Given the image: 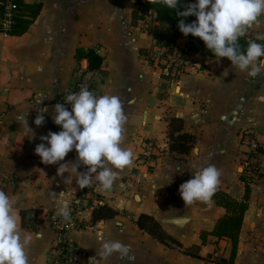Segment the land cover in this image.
<instances>
[{"label":"crops","instance_id":"obj_1","mask_svg":"<svg viewBox=\"0 0 264 264\" xmlns=\"http://www.w3.org/2000/svg\"><path fill=\"white\" fill-rule=\"evenodd\" d=\"M18 1L20 14L23 6L39 5L40 12L21 36L0 34V191L14 199L22 234L33 237L29 264L49 262L54 235L43 213L56 210L52 193L58 197L65 192L71 201L78 192L75 178L67 185V173L56 175L60 164L75 163V151L45 165L34 149L41 137L61 131L46 112L70 86L79 49L103 57L95 95L120 97L127 116L122 147L133 152V162L119 171L111 190L95 191L102 205L119 215L92 224V209L82 212L79 218L86 228L73 232L72 241L85 251L89 264L100 247L98 232L129 249L101 264H214L207 256L228 260L230 240L206 236L203 245L200 240L201 232H211L224 210L211 199L184 205L178 190L193 178L192 171L211 164L221 173L217 190L242 201L245 147L240 134L256 133L264 151V71L251 78L227 59L192 54L194 68L170 82L146 59L155 41L140 30L138 0ZM249 32L264 36V16ZM41 114L44 122L38 127L33 121ZM21 116H26L32 137ZM168 117L181 119L184 132L196 138L187 155L168 152ZM149 138L160 149L153 164L145 166L137 159ZM262 167L260 179L249 187L233 264H264V157ZM140 214L152 216L184 249L198 246L202 259L183 255L141 231L134 223ZM179 218L187 219L180 228L166 222Z\"/></svg>","mask_w":264,"mask_h":264},{"label":"clouds","instance_id":"obj_2","mask_svg":"<svg viewBox=\"0 0 264 264\" xmlns=\"http://www.w3.org/2000/svg\"><path fill=\"white\" fill-rule=\"evenodd\" d=\"M155 2L170 11L177 10V6L181 5L183 10L176 11L178 30L185 37L199 38L217 61L227 58L232 68L247 73L251 78L264 71V44L249 41L244 51H240L238 44L239 38L264 16V0H195L186 6L183 0ZM187 17H195V20L185 23ZM256 39L262 40L264 36H257ZM223 75L226 76L227 72ZM66 105L71 106L70 111ZM144 118L147 119V113H144ZM19 119L23 120L32 137L34 133L28 127L26 116ZM52 120L61 131L49 132L41 137L42 142L34 149L41 163L57 164L70 151H75V163H63L57 168L58 177L68 174L63 183L70 185L75 178L80 189L94 187L97 192L111 190L119 171L133 162V152L122 147L127 116L120 97L109 94L97 96L87 88H81L79 92L68 94L63 104L54 106ZM43 122V114L33 121L38 127ZM81 166L86 168L85 172L77 170ZM191 173L193 178L181 184L178 190L184 205L209 202L220 183V171L209 164ZM52 197L56 215L69 221L70 200L65 198V192L58 197L52 193ZM14 204L13 198L0 191V264H29L28 248L33 237L22 234L21 217ZM96 237L100 247L96 249V256L90 258L93 264H101L115 253L124 256L129 251L119 240L105 239L99 232Z\"/></svg>","mask_w":264,"mask_h":264},{"label":"built area","instance_id":"obj_3","mask_svg":"<svg viewBox=\"0 0 264 264\" xmlns=\"http://www.w3.org/2000/svg\"><path fill=\"white\" fill-rule=\"evenodd\" d=\"M149 0H138L137 16L140 30L143 33L153 36L157 32L165 34L166 27L158 18L156 12L148 7ZM0 34L8 36L20 9L17 0H3L0 2ZM251 33L245 34L247 41H252ZM187 42L184 39H176L170 47L157 45L147 54L146 59L154 67L158 68L162 75L166 76L170 82H175L181 75L190 72L194 68L192 53L186 48ZM98 70L89 68L85 58L79 60L78 65L72 74V80L68 89L58 98L57 104H63L68 94L79 92L81 88H87L95 94L97 85ZM56 104V105H57ZM70 111L71 106L66 105ZM241 144L245 147L241 168L246 178V183L254 185L263 174L262 161L264 151L258 140L256 133L244 131L240 134ZM159 145L154 139H146L142 142V150L138 157V162L142 165L150 166L159 152ZM77 154L75 153V161ZM85 172L86 168L81 166L77 169ZM102 205L98 199L94 187L80 189L70 201L71 219L64 221L56 215V210L43 213L44 220L53 232L54 242L50 253L48 264H89L85 251L71 239V234L86 228L79 215L94 207Z\"/></svg>","mask_w":264,"mask_h":264},{"label":"trees","instance_id":"obj_4","mask_svg":"<svg viewBox=\"0 0 264 264\" xmlns=\"http://www.w3.org/2000/svg\"><path fill=\"white\" fill-rule=\"evenodd\" d=\"M3 0H0V2ZM19 3V1L17 0ZM194 0H183V5L193 3ZM148 7L154 10L162 22L165 25L167 32L162 34L161 32L155 33L152 37L157 45H166L168 47L174 44L176 39H184L187 42V50L196 55L206 56L214 58L212 53L206 49L205 45L199 38L192 37L191 35L185 37L178 30L179 17L176 15V11L183 10L181 5L177 6V10L170 11L164 9L162 5L157 4L155 0L148 1ZM22 14H19L15 19V23L8 36L17 38L26 32L28 26L34 22L35 18L40 12V6L21 7ZM1 12V7H0ZM136 17V16H135ZM138 18V16H137ZM195 20V17H187L185 23H191ZM250 28L247 30L249 31ZM251 40H255L257 43L264 44L261 40L256 39V35H249ZM249 41L246 40V36H242L238 40L240 51L246 50ZM77 59L85 58L89 64V68L92 70H98L103 61V57L93 50L79 49L76 53ZM227 59V58H221ZM167 139H168V152L171 154L187 155L196 143V138L184 132L182 120L176 117L167 118ZM242 182L244 183V197L242 201L238 202L231 199L225 193L216 190L211 200L216 206L221 207L225 214L220 218L211 232H201L200 240L201 244L205 243V237L211 236L215 240L228 239L231 242L232 251L228 260L221 257L207 256L208 259L214 264H233V260L237 251L238 235L242 224V219L245 211L247 210V201L249 197V185L246 183V178L242 176ZM119 212L113 210L107 205H98L91 211L90 222L96 223L103 220L113 219L118 216ZM135 225L152 238L156 239L159 243L172 249H179L183 255L189 256L195 259H202L198 255V246H192L184 249L176 240L170 237L162 228V226L150 215L140 214L135 220Z\"/></svg>","mask_w":264,"mask_h":264},{"label":"water","instance_id":"obj_5","mask_svg":"<svg viewBox=\"0 0 264 264\" xmlns=\"http://www.w3.org/2000/svg\"><path fill=\"white\" fill-rule=\"evenodd\" d=\"M54 106L55 105H50L48 106L47 112H46V117L52 119V116L54 115ZM187 221V219L184 218H179V219H170L167 222V224L175 226V227H182L184 223Z\"/></svg>","mask_w":264,"mask_h":264}]
</instances>
